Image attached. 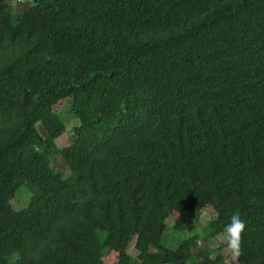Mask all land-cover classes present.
<instances>
[{
    "label": "trees",
    "instance_id": "obj_1",
    "mask_svg": "<svg viewBox=\"0 0 264 264\" xmlns=\"http://www.w3.org/2000/svg\"><path fill=\"white\" fill-rule=\"evenodd\" d=\"M206 208L264 264V0H0V264H226Z\"/></svg>",
    "mask_w": 264,
    "mask_h": 264
},
{
    "label": "rangeland",
    "instance_id": "obj_2",
    "mask_svg": "<svg viewBox=\"0 0 264 264\" xmlns=\"http://www.w3.org/2000/svg\"><path fill=\"white\" fill-rule=\"evenodd\" d=\"M71 106H72V100L70 99L62 100L55 106V110L57 114L61 115V117H63L67 121V132L61 138L57 140V144L61 148H64L71 144V139L74 133V122L77 124V122L74 121L73 114L70 112ZM56 167L59 171H62L65 176L69 175V169L64 165L61 159L56 160ZM22 190L18 192L16 199L12 201L13 206L18 210H22L25 207V204L27 205V202H28V201L26 202V195L24 194V191ZM177 216H178L177 214H174L167 221L168 228L163 238V242L167 247L175 249L179 245L180 242L196 234L203 237L204 239L203 241L206 240V242L209 243L212 249L217 248L219 244L222 243L219 239L208 240L207 237H204L206 235L205 229L207 225L215 217V212L213 211L212 208H206L202 212L200 221L197 223L194 221H191L187 231L183 233H177V232H174L173 230V226H174ZM128 253L132 257L137 256V252L135 250V241L130 245L128 249ZM223 253L225 254V257H226V264H238L237 260L232 259L231 256L227 252L223 251Z\"/></svg>",
    "mask_w": 264,
    "mask_h": 264
},
{
    "label": "clouds",
    "instance_id": "obj_3",
    "mask_svg": "<svg viewBox=\"0 0 264 264\" xmlns=\"http://www.w3.org/2000/svg\"><path fill=\"white\" fill-rule=\"evenodd\" d=\"M246 227V222L241 218L239 212H235L231 216L230 223L218 236V239L225 245L224 250L232 259H237L241 255L243 234Z\"/></svg>",
    "mask_w": 264,
    "mask_h": 264
}]
</instances>
